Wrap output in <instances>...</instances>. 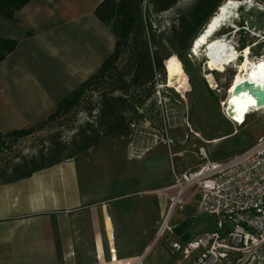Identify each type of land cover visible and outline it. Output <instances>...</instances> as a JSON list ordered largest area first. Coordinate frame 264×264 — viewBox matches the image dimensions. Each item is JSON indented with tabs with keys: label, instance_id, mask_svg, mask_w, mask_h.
Listing matches in <instances>:
<instances>
[{
	"label": "crops",
	"instance_id": "1",
	"mask_svg": "<svg viewBox=\"0 0 264 264\" xmlns=\"http://www.w3.org/2000/svg\"><path fill=\"white\" fill-rule=\"evenodd\" d=\"M103 1L33 0L15 14L16 22L0 16V36L18 42L0 62V137L31 129L48 117L57 105L54 86L74 89L114 52L115 36L96 16ZM234 134L208 142L217 145ZM23 151L24 157L29 156ZM219 153L212 161L230 158ZM133 160L130 166L136 167ZM154 164L146 167L149 175L157 173ZM164 164L162 174L148 176L145 182L129 171L125 179L107 185L81 179L71 158L28 178L0 182V264L140 263L148 243L157 239L168 207L162 196L154 194L173 184L174 170L196 168L192 160L177 161L174 168L171 162ZM154 208L156 216L151 214Z\"/></svg>",
	"mask_w": 264,
	"mask_h": 264
},
{
	"label": "rangeland",
	"instance_id": "2",
	"mask_svg": "<svg viewBox=\"0 0 264 264\" xmlns=\"http://www.w3.org/2000/svg\"><path fill=\"white\" fill-rule=\"evenodd\" d=\"M115 1L120 2L121 0ZM195 1L182 0L171 10L162 14L149 13L147 9L146 17L148 19L150 17L149 23L152 22L150 24L152 30L148 29L149 35L151 37L156 35V41L162 39L163 41L160 42L165 44V46L157 44L163 57L164 68L157 74L156 90L144 105L133 112V134L131 137L116 140L104 137L99 145L73 158L80 170L81 179H91L109 185L115 180L125 179L126 173L131 171L137 173L141 181L145 182V178L147 179L148 176L154 177V175L162 174L165 161L171 162L172 165L169 166L174 168L177 167V161L183 164L192 160L194 166L192 168H195L203 162L201 149H205L209 160L219 158V151L223 152L226 158H232L249 149L257 139L264 136V109L245 115V120L238 121L237 125L228 121L224 115L230 102V90L236 80L246 74L249 61L257 67H260L261 62L264 61V33H261L262 36L260 34L257 36L258 32L253 34L247 30L239 31L240 28L235 23L240 19V7L237 12L238 17L220 28L216 35L210 39L209 45L202 46L198 55L192 54V45L204 29L192 41L190 50L182 52L175 45L167 44V39L170 36V29L176 24L178 17L187 14L193 8ZM227 1L224 0L222 5ZM237 1H247L249 4L245 7L251 8L257 5L264 8V0ZM143 8H147L145 2ZM102 23L112 32V24ZM223 38L231 42L233 50L239 55L237 61L228 66H223L215 61L209 50L213 42ZM172 58L179 61L187 76L189 87L186 92L179 91L176 86L171 87L168 65ZM207 74L213 75V83L206 78ZM85 81L76 85L74 89L54 86L53 93L58 97L56 104L71 93L78 91ZM85 94L93 96L94 90H88ZM95 97L96 95L94 99ZM51 115L41 119L32 129L45 122ZM89 121H92L89 113L79 109L78 112L70 113L47 124L43 129H36L30 136L20 141L15 138L10 139L8 136L0 137V145L4 144L0 146V167L6 163L17 164V160L21 161L24 157L22 153L25 151L23 150L27 151L26 155H35L42 148L47 147V142L56 134H60L63 141L70 142L77 132L76 129ZM230 133L235 134L222 139L217 145H210L208 142ZM6 141L9 142L7 145ZM152 147L153 150H151ZM147 150L149 151L147 152ZM129 159L137 161V164H134L136 167L130 166ZM151 161H154L157 172L154 175H149V170L146 168L149 167L148 164ZM121 166L123 170L120 171ZM128 168L129 170H127ZM143 171H145L146 177L141 174ZM174 171L179 173L177 170ZM184 171L187 170H181V173ZM99 178L101 179L99 180ZM154 196L161 198L158 192ZM195 201L198 203V198ZM198 205L194 202L192 205L186 206L184 210H178L174 214L171 224L182 223L187 219L190 224L188 231L193 237L204 232L216 231L218 219L205 214ZM151 214L156 216L155 208ZM162 224L163 218L158 231ZM227 228L229 229L226 225L225 229ZM174 240H177V237L169 234L162 239L151 240L148 243L149 248L143 251L139 262L141 264H179L180 256L173 254L171 249V243ZM180 264L188 263L182 261Z\"/></svg>",
	"mask_w": 264,
	"mask_h": 264
},
{
	"label": "trees",
	"instance_id": "3",
	"mask_svg": "<svg viewBox=\"0 0 264 264\" xmlns=\"http://www.w3.org/2000/svg\"><path fill=\"white\" fill-rule=\"evenodd\" d=\"M33 0H0V16L16 22L15 14ZM182 0H104L96 9L97 18L112 24L116 38L114 52L105 60L100 70L78 91L71 93L56 105V110L42 124L28 130L14 131L8 137L21 139L36 129H43L70 113L87 111L92 121L77 128L70 142L56 134L47 147L15 164L0 167V182L11 183L28 178L62 161L71 159L99 145L102 138L127 139L133 134V112L149 100L157 87V74L164 68L163 57L156 35H149L152 22L146 12L162 14ZM224 0H196L193 8L178 17L170 29L167 44L188 52L192 41L201 33L216 14ZM147 8H143V3ZM18 42L0 36V62L13 53ZM123 61V62H122ZM122 64L120 65V63ZM120 66V67H119ZM91 87V88H90ZM90 88V89H89ZM94 90L93 96L85 94ZM96 95L95 99L94 96Z\"/></svg>",
	"mask_w": 264,
	"mask_h": 264
},
{
	"label": "built area",
	"instance_id": "4",
	"mask_svg": "<svg viewBox=\"0 0 264 264\" xmlns=\"http://www.w3.org/2000/svg\"><path fill=\"white\" fill-rule=\"evenodd\" d=\"M200 153L198 167L174 172L173 184L158 191L168 207L157 239L175 235L174 214L198 198L203 212L218 219L217 229L173 241L172 253L192 264H264V137L223 162L209 160L205 149Z\"/></svg>",
	"mask_w": 264,
	"mask_h": 264
},
{
	"label": "bare ground",
	"instance_id": "5",
	"mask_svg": "<svg viewBox=\"0 0 264 264\" xmlns=\"http://www.w3.org/2000/svg\"><path fill=\"white\" fill-rule=\"evenodd\" d=\"M248 4L249 3L247 1L228 0L226 3L221 5L217 13L213 15V17L210 19L202 33L196 38L195 42L193 43L192 54L195 53L196 55H198L201 51L200 49L203 48L202 46H208L210 43V39H212L213 36L216 35L220 28L228 25L230 22L236 19V17H238V9L244 5L248 6ZM209 48L213 59L218 63L222 64L223 66H228L229 64L234 63L235 61H237V57H239L238 53L233 50V45L231 44V42L228 41L226 38H223L217 42H213ZM168 70L171 78V87L176 86V89H178L179 91L186 92L189 87V82L187 80V76L181 68L179 61L172 58L169 61ZM206 78L210 80L211 83H213L212 74H207ZM245 81H249L250 83L255 84L264 83V61L261 62L260 67L252 65L249 61L246 74L240 76L231 88L229 94V101L233 99L232 92L235 87L239 83ZM256 102H258V99L249 97V95H247V97L245 98L239 99L238 108L240 114L235 116V118H233L231 121L236 124L238 121L245 120V115L255 113L259 110H263L260 108L255 109L254 106H251V104ZM249 106L253 108V111H247Z\"/></svg>",
	"mask_w": 264,
	"mask_h": 264
},
{
	"label": "water",
	"instance_id": "6",
	"mask_svg": "<svg viewBox=\"0 0 264 264\" xmlns=\"http://www.w3.org/2000/svg\"><path fill=\"white\" fill-rule=\"evenodd\" d=\"M239 16L240 19L235 23L236 26L238 25V27H241L242 22H244L245 27L251 32L259 33L264 31V8L258 6L250 8L244 5L239 10ZM247 95L258 99V102L251 104V106H254L255 109H264V83L255 84L249 81L241 82L233 90V99L229 102L226 110V115L229 119H233L240 114L238 108L239 99L245 98ZM251 106L248 107L247 111H253ZM189 225V221L187 219L184 220L174 229L175 236L184 242L188 241L192 236L188 231Z\"/></svg>",
	"mask_w": 264,
	"mask_h": 264
},
{
	"label": "flooded vegetation",
	"instance_id": "7",
	"mask_svg": "<svg viewBox=\"0 0 264 264\" xmlns=\"http://www.w3.org/2000/svg\"><path fill=\"white\" fill-rule=\"evenodd\" d=\"M256 6H257V5H256ZM241 25H242V26H241V27H239V28H240V29H239V31H240V30H245V29H244V27H245V24H244V22H242V24H241ZM236 32H237V31H236Z\"/></svg>",
	"mask_w": 264,
	"mask_h": 264
},
{
	"label": "clouds",
	"instance_id": "8",
	"mask_svg": "<svg viewBox=\"0 0 264 264\" xmlns=\"http://www.w3.org/2000/svg\"><path fill=\"white\" fill-rule=\"evenodd\" d=\"M235 48V47H234Z\"/></svg>",
	"mask_w": 264,
	"mask_h": 264
}]
</instances>
